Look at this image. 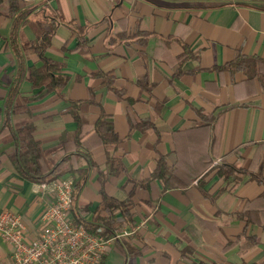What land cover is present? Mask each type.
<instances>
[{
    "label": "crops",
    "instance_id": "crops-1",
    "mask_svg": "<svg viewBox=\"0 0 264 264\" xmlns=\"http://www.w3.org/2000/svg\"><path fill=\"white\" fill-rule=\"evenodd\" d=\"M9 1L0 0V213L20 215L37 233L53 195L15 169L17 131L32 126L51 167L78 131L74 105L86 126L105 116L120 140H87L67 154L71 209L93 222L104 193L127 204L130 219L110 215L116 228L145 222L110 246L105 264H264V199L255 200L264 198V81L219 69L239 56L264 59V0H17L27 5L17 28ZM41 14L59 23L45 56L68 77L61 95L27 78L42 64L25 49ZM75 26L85 27L83 46ZM237 148L226 159L234 172L218 175L220 158ZM161 155L171 166L181 157L198 176L164 192L157 180L136 185Z\"/></svg>",
    "mask_w": 264,
    "mask_h": 264
},
{
    "label": "trees",
    "instance_id": "trees-1",
    "mask_svg": "<svg viewBox=\"0 0 264 264\" xmlns=\"http://www.w3.org/2000/svg\"><path fill=\"white\" fill-rule=\"evenodd\" d=\"M27 7L26 3H20L17 0L9 1V13L10 16H14V28H17L18 25L22 22H25L24 19L26 12H23L22 9ZM29 10L32 9L28 8ZM19 11V13L17 12ZM17 12V13H16ZM38 26L37 36L35 40L26 43L25 46L27 50L32 51L38 55L39 60L42 64L38 67H31L28 70V79L32 81L34 86H45L48 91H56L58 95H61V90L65 86L68 81V77L58 73L62 67L61 64L54 62L50 58L45 56V51L49 48V43L52 35L54 34L55 28L59 24L56 18L52 16H48L47 14H41V17L35 21ZM75 30L79 33V45L83 46L86 42V33L85 27L77 28L75 26ZM141 35H139V38ZM219 69L227 70L229 72L234 71H243L247 75V79H253L257 77L259 80L264 81V59L258 57H243L239 56L235 58L232 62H229ZM105 83L108 85L110 91L117 93L118 91L113 88V84L111 80L106 79ZM264 83V82H263ZM11 97V95L9 96ZM72 116L74 120H76L78 124V131L76 135L72 139H68L62 142L61 144V152L64 154L63 158L54 163L51 167L47 165L44 157L41 153L38 142L32 138V126L29 124L23 125L17 131V142H16V151L12 155V162L17 170L18 174L25 179L32 181L35 184H46L52 180L61 178L65 173L66 169L63 166V163L67 160V154L76 149H84L86 150L85 144L87 140H92L93 144L100 143L104 144L107 142H118L120 139L113 131L112 124L109 120L106 119L105 116L101 115L100 118L95 122L92 126H86L80 121V117L78 115L77 106L72 107ZM206 125L212 126L216 123V117L212 115L205 116ZM131 130L133 129H142L143 124L130 122ZM91 133L89 137L85 140L84 137ZM216 138L214 136L212 143L215 145ZM210 149L212 150V146L210 144ZM239 148L234 149L230 153L224 155L220 158L219 163L217 164V174L223 176L231 175L234 170L233 166L227 163V156L233 152H237ZM111 162V161H110ZM182 159L178 156L176 162L171 166L167 163L165 156H159L157 159L156 168L152 171L150 176L145 180L134 181L136 185L145 186L147 183L157 180L162 183V191H167L172 188H178L187 185L190 183L192 178L198 176L191 172L189 167H185L181 165ZM212 164V158L209 161H204L203 165L207 168ZM99 172V171H98ZM103 183V179H101ZM76 184L74 181L72 198L75 194ZM263 196L257 197L256 201H263ZM250 202V204H252ZM119 210L122 215L128 220L129 213L126 202L117 201L113 198L106 196L102 193V200L93 214V222H89L83 219L78 211L75 209H71L72 219L77 225H82L88 231L94 233L96 228L101 226L104 229L105 234H110L117 227V223L113 217H111V213L115 210ZM247 213V212H246ZM260 215L256 212L252 215L251 212H248L247 219L250 221L260 222ZM133 227L134 224L131 223L129 225ZM106 255L102 256V260L99 264H105ZM129 264H135L134 262Z\"/></svg>",
    "mask_w": 264,
    "mask_h": 264
},
{
    "label": "built area",
    "instance_id": "built-area-1",
    "mask_svg": "<svg viewBox=\"0 0 264 264\" xmlns=\"http://www.w3.org/2000/svg\"><path fill=\"white\" fill-rule=\"evenodd\" d=\"M52 193L38 219V230L31 235L22 217L11 211L0 213V264H99L110 246L127 239L144 227L121 226L110 234L103 227L94 233L77 225L71 216L74 179L70 176L39 184Z\"/></svg>",
    "mask_w": 264,
    "mask_h": 264
}]
</instances>
